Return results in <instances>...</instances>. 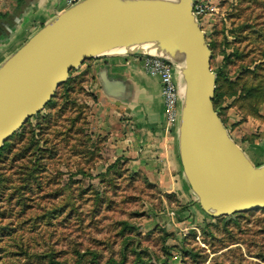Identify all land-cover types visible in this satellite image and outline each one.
<instances>
[{
	"label": "rangeland",
	"instance_id": "obj_1",
	"mask_svg": "<svg viewBox=\"0 0 264 264\" xmlns=\"http://www.w3.org/2000/svg\"><path fill=\"white\" fill-rule=\"evenodd\" d=\"M216 5L198 20L213 44L212 67L223 72L219 109L236 105L264 122V85L251 98L228 94L240 65L264 80V66L255 67L264 58V0ZM254 76H246L251 84ZM67 81L0 149V264H111L124 251V264H142L138 252L160 264H264V209L206 219L186 210L182 179H174L178 193H167L97 133L88 74L73 69ZM122 220L138 228L123 230Z\"/></svg>",
	"mask_w": 264,
	"mask_h": 264
},
{
	"label": "water",
	"instance_id": "obj_2",
	"mask_svg": "<svg viewBox=\"0 0 264 264\" xmlns=\"http://www.w3.org/2000/svg\"><path fill=\"white\" fill-rule=\"evenodd\" d=\"M193 5L81 0L60 12L0 66V147L86 60L120 45L156 41L159 49L182 55L180 159L201 208L224 215L264 207V165L245 156L215 108L213 52Z\"/></svg>",
	"mask_w": 264,
	"mask_h": 264
},
{
	"label": "crops",
	"instance_id": "obj_3",
	"mask_svg": "<svg viewBox=\"0 0 264 264\" xmlns=\"http://www.w3.org/2000/svg\"><path fill=\"white\" fill-rule=\"evenodd\" d=\"M201 1L216 5L218 0ZM68 7L65 0H0V11L8 13L11 19L10 22L0 20V66L35 32ZM142 55V52H106L86 60L78 68L88 74L90 89L96 98L93 125L97 121L96 132L106 133L109 141L113 140L115 157L125 158L130 170L148 174L167 193H178L174 179L179 177V184L182 179L184 183L180 186L189 195L187 209L201 211L206 219L210 213L200 208L183 174L180 120L173 126L167 125L161 83L155 78L147 79L145 75L150 74L144 68ZM256 119L253 116L243 118L232 106L225 125L245 156L254 165L261 166L264 165V122L257 119L255 126L252 121Z\"/></svg>",
	"mask_w": 264,
	"mask_h": 264
},
{
	"label": "trees",
	"instance_id": "obj_4",
	"mask_svg": "<svg viewBox=\"0 0 264 264\" xmlns=\"http://www.w3.org/2000/svg\"><path fill=\"white\" fill-rule=\"evenodd\" d=\"M6 20V22H10V16H9V14L8 13H6V12H2V11H0V20ZM210 45V48L213 50V44H209ZM233 55H235V52H232V53H230V52H227V54H226V58H229V57H231V56H233ZM262 66H264V60H260V62L259 63H257L256 65H255V67L257 68V67H262ZM248 67H250V66H248ZM243 68V69H242ZM212 69H213V67H212ZM216 73H217V85H216V92H215V97H214V99H213V102H214V105H215V108H216V110L218 111V113H219V115L221 116H223V118H222V120L224 121V123H225V121H226V118H227V113H228V110L232 107V106H235L236 108H237V110H239L240 112H241V114H242V116H243V118H247L248 116H253V117H256L257 119H259V117H260V115H256L255 113H248V112H245V111H243L241 108H238L236 105H232V104H228V105H226V106H224L223 107V109H224V113H222V111H220V109H219V99L223 96V93H222V91H219V89H220V79H221V77L223 76V72H222V70L221 69H213ZM239 70H240V72H238L237 73V75H236V77L234 78V79H231L230 81H229V83H230V92L228 93L229 95H231L230 97L231 98H238V99H242V98H251V97H253L255 94H257V92L260 90V88L261 87H263V83H264V80H263V78H261V75H258L259 73L258 72H256V70H255V68H253V70H250L249 68H245L244 67V65H240V68H239ZM248 73H253V74H255V76H254V79L253 80H257V84H251L247 79V75H248ZM81 74H83V75H86V73L85 72H81ZM263 77V76H262ZM227 78H228V76H227ZM245 78V79H244ZM67 81V80H66ZM65 81V82H66ZM64 82V83H65ZM63 83V84H64ZM68 83V81L66 82V84ZM63 84H61V85H63ZM261 84H262V86H261ZM60 85V86H61ZM59 86V87H60ZM58 87V88H59ZM58 88H57V90H58ZM57 90H56V92H57ZM56 92H55V94H56ZM55 94H54V96H55ZM54 96L51 98V100L54 98ZM50 100V101H51ZM50 101L46 104V105H48L49 103H50ZM224 114H225V118H224ZM262 117H264V115L262 116ZM30 119V118H29ZM28 119V120H29ZM260 120V119H259ZM261 121V120H260ZM27 123V122H26ZM26 123H24L23 125H25ZM22 125V126H23ZM21 126V127H22ZM19 129V128H18ZM10 138V137H9ZM8 138V139H9ZM8 139L6 140V141H8ZM6 141L4 142V144L0 147V149L5 145V143H6ZM114 163H116V162H114ZM194 194V193H193ZM195 195V194H194ZM198 205L200 206V204H199V202H198ZM200 208H201V206H200ZM185 209H187V207L185 208ZM202 209V208H201ZM258 209H264V207H262V208H258ZM203 210V209H202ZM255 210H257V209H255ZM246 211H250V210H246ZM252 211V210H251ZM243 212H245V211H238V212H234V213H231V214H224V215H222L223 217H231V216H233V215H236V214H241V213H243ZM122 222V224H123V227H122V229L123 230H125L126 228H130V229H136V228H138V226H136V225H134L133 223H131L130 221H128V220H122L121 221ZM183 247V246H182ZM187 251V250H189L188 248H186V247H184L183 248V251ZM170 252V251H169ZM140 254H141V252H138V258H137V261L139 260L142 264H160L159 262H157V261H148V260H146V261H144L143 260V258H141V256H140ZM126 261H127V253L124 251L123 252V257H122V259L121 260H117L115 257H111V259H110V261H109V263H111V264H124V263H126ZM148 261V262H147ZM167 264H168V262H167Z\"/></svg>",
	"mask_w": 264,
	"mask_h": 264
},
{
	"label": "built area",
	"instance_id": "obj_5",
	"mask_svg": "<svg viewBox=\"0 0 264 264\" xmlns=\"http://www.w3.org/2000/svg\"><path fill=\"white\" fill-rule=\"evenodd\" d=\"M81 0H65L67 6ZM217 5L194 0L193 11L197 18L215 10ZM142 61L145 70L152 75H157L161 81L162 96L164 100V113L168 126L175 125L180 120V91L176 79V67L173 61L158 55L143 53Z\"/></svg>",
	"mask_w": 264,
	"mask_h": 264
},
{
	"label": "bare ground",
	"instance_id": "obj_6",
	"mask_svg": "<svg viewBox=\"0 0 264 264\" xmlns=\"http://www.w3.org/2000/svg\"><path fill=\"white\" fill-rule=\"evenodd\" d=\"M135 51H142V52H149V53H160L164 54L167 57L171 59H175L178 64H177V70H176V79L178 81V86H179V91H180V108H182V103H183V90H184V81H183V76H182V66L180 63L182 60V55L177 52L174 55L168 53L164 49H159L158 47V42L156 41H151V42H133L129 45H120L117 46L109 51L107 53H128V52H135Z\"/></svg>",
	"mask_w": 264,
	"mask_h": 264
}]
</instances>
